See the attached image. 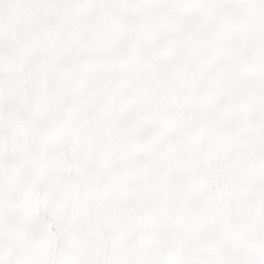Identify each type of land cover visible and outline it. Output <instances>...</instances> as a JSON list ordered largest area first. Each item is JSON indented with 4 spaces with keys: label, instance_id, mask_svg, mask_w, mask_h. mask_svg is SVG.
Here are the masks:
<instances>
[{
    "label": "snow or ice",
    "instance_id": "snow-or-ice-1",
    "mask_svg": "<svg viewBox=\"0 0 264 264\" xmlns=\"http://www.w3.org/2000/svg\"><path fill=\"white\" fill-rule=\"evenodd\" d=\"M0 264H264V0H0Z\"/></svg>",
    "mask_w": 264,
    "mask_h": 264
}]
</instances>
